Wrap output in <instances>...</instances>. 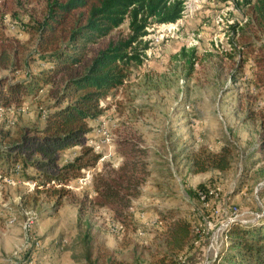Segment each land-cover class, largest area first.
I'll return each mask as SVG.
<instances>
[{
    "label": "rangeland",
    "instance_id": "374dc122",
    "mask_svg": "<svg viewBox=\"0 0 264 264\" xmlns=\"http://www.w3.org/2000/svg\"><path fill=\"white\" fill-rule=\"evenodd\" d=\"M45 11L46 0H0L4 35L26 48L15 78L5 72L0 77L18 82L42 70L35 50ZM249 12L243 0H189L182 21L149 30L144 64L133 69L123 88L111 93L102 104L104 117L91 124L95 133L89 140L99 141L102 129L111 136L103 151L107 160L66 187L69 195L63 206L55 210L52 195L0 184V236L15 233L22 239L2 254L0 264H205L214 237L216 250L228 243L227 231L218 232L227 211L238 208L249 214L245 221L250 223L264 220V134L260 123L250 119L264 112L258 67L264 60V31ZM128 35L126 25L111 38ZM50 91L27 99L24 105L30 112L13 125L0 122V149L40 127L45 109L53 103ZM123 139L147 151L150 177L121 224L110 211L91 206V182L104 166L121 167L124 160L117 144ZM224 149L231 151L230 170L193 173L194 156L221 155ZM74 160L71 154L61 155L59 165ZM9 168L0 164V174L17 177ZM21 169L27 181L30 173ZM204 189L218 195L209 208L197 198ZM24 211L37 216L30 241L21 229ZM169 212L193 224L200 236L194 248L181 254L167 249L168 222L161 216ZM14 217L18 225L10 228L7 224ZM117 227H122L119 233L114 232ZM213 259L212 252L209 261Z\"/></svg>",
    "mask_w": 264,
    "mask_h": 264
},
{
    "label": "trees",
    "instance_id": "16d2710c",
    "mask_svg": "<svg viewBox=\"0 0 264 264\" xmlns=\"http://www.w3.org/2000/svg\"><path fill=\"white\" fill-rule=\"evenodd\" d=\"M188 1L46 0L35 50V61L42 70L27 73L25 80L18 82L1 76L0 108L20 107L27 99H38L48 88L53 103L45 109L39 128L0 149V164L10 165L9 171L19 166L28 170L27 180L36 184L35 192L52 195L56 198L55 210L60 209L69 195L66 187L101 162L102 156L95 153L89 138L95 133L91 124L104 117L102 104L129 82L134 68L144 64L149 30L182 21ZM243 1L252 22L264 31V0ZM126 25L127 37L111 38ZM108 39L105 47L96 50ZM25 50L19 41L4 35L0 24V74L15 78ZM258 67L264 88V60ZM250 119L260 123L264 134V112L251 114ZM117 145L124 162L118 169L104 166L93 178L91 206L110 211L123 224L134 209V201L142 196L150 172L147 151L137 142L123 139ZM72 151H79L75 160L60 166L61 155ZM230 158L229 149L221 155H196L192 159L193 173L227 172ZM207 192L199 191L198 201ZM175 218L171 212L161 216L168 222L164 241L173 254H181L194 248L200 236L191 222ZM227 239L213 264H264V220L253 225H231Z\"/></svg>",
    "mask_w": 264,
    "mask_h": 264
},
{
    "label": "built area",
    "instance_id": "2783aa9c",
    "mask_svg": "<svg viewBox=\"0 0 264 264\" xmlns=\"http://www.w3.org/2000/svg\"><path fill=\"white\" fill-rule=\"evenodd\" d=\"M30 112L29 106L22 105L20 107H11V108H0V122L6 121L8 125H13V121L16 118H19L23 115H26ZM45 113L43 114V116ZM99 135H101L99 141H91L90 145L95 150V153L102 156L101 163L105 162L107 160L106 156L103 154V151L105 150L106 146L109 145L111 136L108 134L106 130H101ZM12 173L17 177H12L10 175H4L0 174V184L9 187V188H17V187H26L30 192H34L36 190V184L33 182H29L28 180L25 181V179L22 177V169L21 167H16L12 170ZM13 175V176H14ZM218 195L214 192H207L205 194L200 195V202L203 204L204 207L209 208L210 201L212 199H217ZM228 209L230 207L228 206ZM25 217V223L21 226V229L24 233V237L30 241L33 233V229L35 227L36 222V214L33 212H23ZM249 216L247 213L241 212L238 208H233L232 210L227 211L224 220L220 223V227L218 229V232H222L223 234L227 231V229L236 223L242 224V225H253L256 223H250L245 221L246 217ZM262 218L264 219V208H263V215ZM258 219H261L260 216H258ZM258 222V221H257ZM18 225V218L14 217L10 219L9 223L7 224L8 227L13 228L14 226ZM122 230V227H117L114 229V232L119 233V231ZM215 237L213 239V242L211 243L212 246L208 250V259L205 264H213L220 253V249H215ZM64 244H67V242H64ZM222 248V246H221ZM218 251V252H217ZM214 254V259L212 261H209V255ZM19 254H16L18 256ZM181 264H188L187 262L183 261Z\"/></svg>",
    "mask_w": 264,
    "mask_h": 264
},
{
    "label": "crops",
    "instance_id": "0c3cea01",
    "mask_svg": "<svg viewBox=\"0 0 264 264\" xmlns=\"http://www.w3.org/2000/svg\"><path fill=\"white\" fill-rule=\"evenodd\" d=\"M76 153H78V152L77 151H72V152H68V153H66L64 155L71 154V155H73V157H76L77 156ZM0 239H1V241H0V243H1L0 244V258L1 257L3 258V256H2L3 253H9V250H10L9 247L10 246L11 247L13 245L18 246L22 242L21 236L18 235V234H15V233L11 234L10 237H8V234L1 235ZM50 254H52V253L47 251L45 257H49Z\"/></svg>",
    "mask_w": 264,
    "mask_h": 264
}]
</instances>
